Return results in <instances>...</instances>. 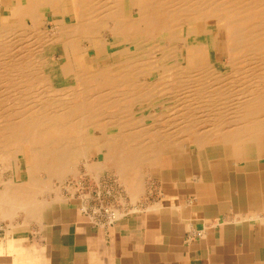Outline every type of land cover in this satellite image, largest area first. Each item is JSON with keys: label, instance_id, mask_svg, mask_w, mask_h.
<instances>
[{"label": "bare ground", "instance_id": "obj_1", "mask_svg": "<svg viewBox=\"0 0 264 264\" xmlns=\"http://www.w3.org/2000/svg\"><path fill=\"white\" fill-rule=\"evenodd\" d=\"M182 138L264 154V0H0V175L27 176L0 205L27 212L74 160L140 179Z\"/></svg>", "mask_w": 264, "mask_h": 264}, {"label": "crops", "instance_id": "obj_2", "mask_svg": "<svg viewBox=\"0 0 264 264\" xmlns=\"http://www.w3.org/2000/svg\"><path fill=\"white\" fill-rule=\"evenodd\" d=\"M218 142L180 143L140 179L81 170L27 212L0 205V264H264V154ZM18 169L1 179L25 181Z\"/></svg>", "mask_w": 264, "mask_h": 264}, {"label": "rangeland", "instance_id": "obj_3", "mask_svg": "<svg viewBox=\"0 0 264 264\" xmlns=\"http://www.w3.org/2000/svg\"><path fill=\"white\" fill-rule=\"evenodd\" d=\"M116 48H118V49H116ZM121 48V46H118V47H113V48H110V49H108V51H109V53H112V52H116V51H118L119 49ZM116 49V50H115ZM112 51V52H111ZM215 53H216V51H215ZM55 54L56 55H59L60 54V51H59V49H57L56 51H55ZM92 52L91 53H89V57H87V63L88 64H90L91 63V60H92ZM216 55H217V53H216ZM63 61H62V59L59 61V63H62ZM109 63V61H100L99 62V65H104V64H108ZM160 111L161 110H159V109H155V113H157V114H154L153 116H159L158 115V113H160ZM159 119V118H158ZM142 123H144V124H146V125H144V127H147V126H152V127H154L155 126V129L156 130H153V131H157V128H158V125H150V122H149V120L147 119L146 121H142ZM149 127H147V128H149ZM157 127V128H156ZM151 128V127H150ZM159 129V128H158ZM99 130H86L85 132H88L89 133V136L87 135L86 137H87V141H88V144H90V145H93L94 143H95V139L93 138V136L91 135L92 133H97ZM152 131V132H153ZM88 133H86V134H88ZM91 133V134H90ZM94 141V142H93ZM185 142V144L186 143H188V140L186 139V138H182V140L180 141V143H184ZM80 147H81V145H79V147L78 146H76L75 148H77V149H80ZM175 150H178V149H175ZM93 154V153H92ZM91 154V155H92ZM92 157V156H91ZM78 162V163H77ZM73 164L75 165V168H77L78 169V167H79V169L80 170H82V169H84V167H83V163L79 160H74L73 161ZM148 168V166L147 167H145L144 168V170H143V174L145 175V171H146V169ZM77 178V177H76ZM75 177H73V179H76ZM69 180V181H68ZM71 177H67V179H65V181L63 182V185L62 186H65V185H67V184H69L70 182H71ZM117 180H121V179H117ZM122 182H123V180H121ZM68 182V183H67ZM58 184H57V182L56 183H54V186H57ZM54 189V188H53ZM52 189V190H53Z\"/></svg>", "mask_w": 264, "mask_h": 264}]
</instances>
